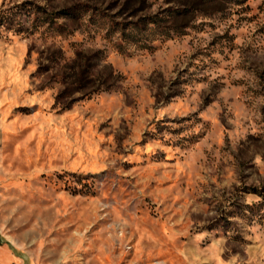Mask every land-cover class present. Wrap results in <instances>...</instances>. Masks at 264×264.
<instances>
[{"label": "rangeland", "instance_id": "obj_1", "mask_svg": "<svg viewBox=\"0 0 264 264\" xmlns=\"http://www.w3.org/2000/svg\"><path fill=\"white\" fill-rule=\"evenodd\" d=\"M0 264H264V0H0Z\"/></svg>", "mask_w": 264, "mask_h": 264}]
</instances>
